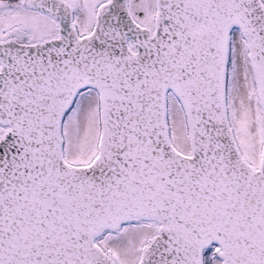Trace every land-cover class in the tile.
I'll return each instance as SVG.
<instances>
[{"label": "snow or ice", "instance_id": "snow-or-ice-1", "mask_svg": "<svg viewBox=\"0 0 264 264\" xmlns=\"http://www.w3.org/2000/svg\"><path fill=\"white\" fill-rule=\"evenodd\" d=\"M0 264H264V0H0Z\"/></svg>", "mask_w": 264, "mask_h": 264}]
</instances>
